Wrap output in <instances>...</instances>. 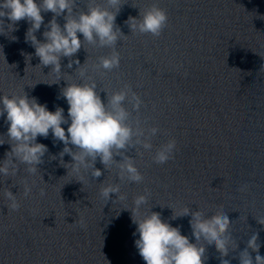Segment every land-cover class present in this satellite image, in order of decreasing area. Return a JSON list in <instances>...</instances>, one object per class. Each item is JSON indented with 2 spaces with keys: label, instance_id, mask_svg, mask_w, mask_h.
<instances>
[{
  "label": "water",
  "instance_id": "water-1",
  "mask_svg": "<svg viewBox=\"0 0 264 264\" xmlns=\"http://www.w3.org/2000/svg\"><path fill=\"white\" fill-rule=\"evenodd\" d=\"M90 6L119 11L116 25L123 36L114 48L85 41L73 59L86 62L104 103L105 92L130 90L140 97L138 111L125 103L129 125L146 132L159 129L148 140L150 150L137 145L126 153L143 180L121 181L115 166L104 171L97 161L104 174L86 176L82 185L60 164L64 145L54 143L51 134L38 138L49 151L35 174L20 164L16 175H0V264H145L134 246L138 236H133L136 225L129 211L145 192V210L161 213L193 247L192 216L211 220L228 215V255L201 244L202 264H221L222 259L240 264L253 235L264 257V0H119L115 8L107 0H77L78 11ZM153 7L167 14L161 33L130 31L125 21ZM51 18L44 14L45 23ZM28 27L20 21L17 31L0 36V95L25 90L51 111L63 107L67 116L68 105L58 98L66 82L51 85L55 74L39 66L34 48L25 42ZM43 31L42 26L38 39ZM113 51L119 53L118 67H96ZM67 64L63 59L64 79L80 82L76 65L69 69ZM6 131L0 119V135ZM0 139L6 142L0 146L3 159L10 149L7 137ZM171 140L176 144L171 158L157 163V150ZM63 159L71 162L67 155ZM108 184H119L124 198L106 200L101 189ZM9 190L16 194L17 210L8 207ZM184 208L190 209L189 216L172 219ZM248 251L255 261L257 252Z\"/></svg>",
  "mask_w": 264,
  "mask_h": 264
},
{
  "label": "clouds",
  "instance_id": "clouds-1",
  "mask_svg": "<svg viewBox=\"0 0 264 264\" xmlns=\"http://www.w3.org/2000/svg\"><path fill=\"white\" fill-rule=\"evenodd\" d=\"M107 2L113 8L119 4V0ZM46 13L52 14L47 23L44 19ZM118 13L100 6L78 11L77 0H0V36L17 31L20 21L29 25L25 42L34 48L39 66L50 67V72L55 74L56 82L51 85H58L61 80L66 82L58 98H63L68 105L66 116L63 107L56 106L51 111L46 103L30 97L25 90L22 95H0V119L7 126L6 133L0 137H7L10 149L0 159V175H16L20 164L25 165L30 174H35L49 151L47 145L38 142V138L47 139L51 134L54 143L64 145L58 154L60 164L66 166L67 174L69 170L75 174L82 185L86 176L97 179L112 166L118 169L117 175L121 181L142 182L143 176L133 158L126 153L137 145L150 150L152 144L148 140L157 135L159 129L153 127L146 132L129 125L130 112L125 103L138 111L142 104L140 97L130 90L117 91L111 96L105 92L107 103H104L97 92V84L87 75L86 62L80 65L78 59H73L85 41L98 47H115L120 36H123L116 25ZM60 18L63 24L59 22ZM125 23L130 31L158 36L167 23V14L153 7L142 17L139 13L138 18L129 17ZM42 26V39H38L36 33ZM11 37L13 41L17 39L13 35ZM65 58L68 60L67 68L72 69L76 65L75 72L79 74L80 82L64 79L62 60ZM119 62V53L113 51L111 56L100 58L96 67L108 71L118 67ZM5 143L0 139V146ZM175 147L174 140L161 145L155 154V161L166 163ZM65 155L71 158V162L64 161ZM97 161L103 165L104 171L96 167ZM29 191L26 187L25 194ZM5 195L10 202L8 207L17 210L16 194L9 190ZM101 195L106 200L112 195L116 199L124 198L120 194L119 184L104 186ZM148 200L149 193L138 195L133 208L129 210L136 225L133 236H138L134 246L145 264H202L205 261V247H200L201 244L208 249L214 248L222 257L228 255L232 224L227 214L211 220H206L201 214L192 216L190 229L197 245L193 247L178 227L162 219L161 213L152 211V208L145 210ZM190 214V209L184 208L179 214L173 212L172 219ZM257 240L258 235L248 240L247 248L240 255V264H264V257L258 254ZM248 249L257 252L255 261ZM221 264L229 262L222 259Z\"/></svg>",
  "mask_w": 264,
  "mask_h": 264
}]
</instances>
